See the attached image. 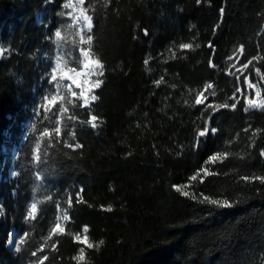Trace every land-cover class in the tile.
Returning <instances> with one entry per match:
<instances>
[{
    "label": "trees",
    "instance_id": "16d2710c",
    "mask_svg": "<svg viewBox=\"0 0 264 264\" xmlns=\"http://www.w3.org/2000/svg\"><path fill=\"white\" fill-rule=\"evenodd\" d=\"M64 3L0 0L3 176L10 147L18 148L17 176L0 180V264H40L44 256L42 264H264V111H244L253 96L246 80L264 99V0H85L92 40L83 44ZM80 49L104 65L96 77L104 83L91 93L98 99L83 107L63 90L45 113L39 104L45 89L54 93L53 56L80 69ZM237 100L235 110L214 111ZM52 113L58 125L45 118ZM206 122L216 133L198 137ZM45 127L53 143L42 142L38 165L34 146ZM217 152L227 156L209 163ZM204 196L234 206L217 208ZM33 201L41 203L28 220ZM59 211L68 219L49 239ZM13 230L24 240L20 253L6 245Z\"/></svg>",
    "mask_w": 264,
    "mask_h": 264
},
{
    "label": "snow or ice",
    "instance_id": "6c2138e0",
    "mask_svg": "<svg viewBox=\"0 0 264 264\" xmlns=\"http://www.w3.org/2000/svg\"><path fill=\"white\" fill-rule=\"evenodd\" d=\"M52 2H54V0H52ZM77 3L82 6V5H84L85 0H77ZM106 3H107V0H106ZM69 7H72L71 3H64L63 4L64 9H67ZM86 11H87V9H82V11H81V17L83 20V23L81 25V31H83L84 29H87V31L90 32L92 30V17L85 15L84 13ZM223 11L224 10L221 9V16L223 15ZM61 15H63V13H61ZM69 27H71V25H69ZM217 27H218V25H217ZM54 36H55V41L59 42L61 40V36H62L61 31L59 29L55 30ZM91 40H92V36H90V35H88L86 37L81 36L80 43L81 44H83L85 42L90 43ZM192 47H193V45L191 43H182L180 45L181 49H191ZM209 47H212L211 43L209 44ZM2 51L3 50L0 49V53H2ZM240 51L243 52V48H241ZM80 56H82L84 58L83 63H82V68L84 69V71H77L76 67H72V68H68V69L62 68L60 58L58 57L56 60L55 66L51 69L50 82L54 83V90H55V89H59L61 87V83H60L61 80L71 81L72 83H74L76 85L77 88H81V91L79 93V99H81L83 101V105H82L83 107H88L90 105V101H96L98 99V97L96 95H90V94L93 92L94 89H99L101 87V85L104 83V81H103V79H99V78L96 79L95 81H92L91 79H85L84 81H81L79 79V77H81V76L90 77L92 75H95L97 77H103L104 76V65L100 59L90 57L89 51H87V50L81 49ZM251 62L252 61L249 60L248 63H246L244 65V67L247 68L248 64H250ZM145 64L146 65L148 64L147 59L145 60ZM234 66L235 65H233V67ZM256 74L258 76L261 74L260 69L256 70ZM161 82H162V79H161V81H157L156 83L158 85ZM245 82L248 83L247 80ZM207 87L210 88V87H212V85L209 84V85H207ZM248 87L254 88L256 86L254 84L248 83ZM237 91H239V88L237 89ZM72 95L75 96L76 94L72 93ZM256 97L259 100L258 103L253 99H246V101H245L246 107L244 108L245 112H248L250 109H256V110L264 111V99H259L260 91L258 88L256 89ZM56 99H57V95H55L51 92L48 95H45L43 97V101L45 102V104H51ZM233 99H235V97H233ZM195 103L196 104L202 103V100L200 99L199 95L197 96ZM238 103H239V101L237 100L236 103L231 104V105H228L227 103L219 104V105L215 106L214 111H218L221 108H229V107H231L233 110H235L236 104H238ZM207 107L213 108V105L209 104V105H207ZM59 111L63 112L64 109L61 107L59 109ZM45 118L46 119H52L55 121V124H57V125L59 124V120L56 118L55 113H52L50 116L45 117ZM208 119L210 120L211 116H209ZM97 120H98V117L96 115H91L90 119L87 121V123L90 124L93 129H95L98 127ZM33 130L35 131V129H33ZM60 131H61V129L59 127L54 126V132L57 136H59ZM216 131H217L216 128L209 127L207 122H206L204 129L199 131L198 137H206L209 134V132H211L214 135L216 133ZM245 131H247V129H245ZM52 134H53L52 130H50L48 127H45L41 131L40 137L38 138V140L34 146L36 153H37L35 156V159H36L38 165L40 163L44 162L42 142H44L45 148L49 147L53 143V140L50 139ZM82 146L83 145L80 143H75L73 146V145H69L65 142V147H74L75 149H79ZM226 156H227V153L217 152L216 154H213L208 158V162L209 163L215 162L218 159L225 158ZM261 156H264V152H261ZM205 174L207 175L209 173L206 172ZM39 178L40 177H38V179ZM191 179L195 180L196 177L193 176V177H191ZM259 179H261V182L264 183V178H259ZM176 191L180 192L181 195H184V196L189 195V193L182 191V187H177ZM201 202H206V203L213 205L217 208H231L234 206L233 203H231L229 201V199H226V198L225 199H210L208 196H204V198ZM39 203H41V202H39V201L31 202L30 207L28 208V210L26 212V217L28 220H35L36 219V214L38 211V204ZM68 203H69V206H71V200H69ZM40 210L42 211V209H40ZM105 210L111 211V207H108ZM0 214H2V209H0ZM63 218L65 220H67L68 216L64 215ZM60 231H62V229H60V226L57 225L55 228L52 229V232L49 234L48 238L50 239L52 234H56ZM84 231L85 232L88 231L87 227L84 228ZM75 239L78 242L87 244V246L89 248L92 247V244L88 243V237L87 236H85L83 238V240H81V237L79 235H77L75 237ZM7 243L9 245H12L13 242H12V240H9V241H7ZM23 243H24V240H19V242L14 245L16 253H20L22 251L21 246L23 245ZM100 244H103L102 240L100 241ZM31 255L36 256L37 255L36 251H33L31 253ZM47 258H48L47 256H44L42 258V260H47ZM76 259H78V260L84 259V249L83 248L80 249V255L78 257H76ZM42 260L40 261V264H42Z\"/></svg>",
    "mask_w": 264,
    "mask_h": 264
},
{
    "label": "rangeland",
    "instance_id": "374dc122",
    "mask_svg": "<svg viewBox=\"0 0 264 264\" xmlns=\"http://www.w3.org/2000/svg\"><path fill=\"white\" fill-rule=\"evenodd\" d=\"M70 3L72 5V7H70L71 17H72V23H73V25L76 26V28H77V35H78V37L80 39L81 36H85V33L88 32L87 29H84L83 31H81V25L83 23V20H82V17H81L82 6L77 3V0H70ZM0 49L3 50L2 53H0V59H4L5 54H6V49H5V46H4V44L2 42H0ZM80 51H81V49H80ZM79 54H80V52H79ZM58 57L60 58L62 68H65V67H63V63H62V54L61 53H57L52 58L51 69L55 66L56 60H57ZM83 59L84 58L82 56H80L81 68L80 69H76L77 71H84V69L82 68ZM96 77L97 76H95V75H92L90 77L81 76V77H79V79L81 81H84L85 79H91L92 81H95L96 80ZM60 82H64L65 83V86H62L61 85V87L59 89H55L54 90V93L53 94L57 95V99L55 101H53L51 104H45L44 101L43 102H40V104H39V105L42 106L44 112L47 113V114L50 113V112H52L55 103L61 101L63 90H68L69 91V95H70L71 98H79V93L81 91V88H77L76 85L74 83H72L71 81H69V80H61ZM248 83L246 85L247 91L248 92H252L253 96L251 98L250 97H247V99H253V100H255L258 103L259 100L256 97V89L258 87L249 88L248 87ZM53 89H54V83H53ZM259 91H260V89H259ZM47 93H48V91H47V89H45L43 91V97L45 95H48ZM72 93H75L76 95L73 96ZM199 96H200V99L202 100V103H203L205 101V98L203 96V93L199 94ZM239 96L240 97L243 96V92L241 90L239 91ZM259 99H263L261 97V95H260ZM91 102L92 101H90V103ZM82 105H83V101H82ZM250 110H256V109H250ZM28 129H29V131L31 130L30 127ZM10 153H11L10 156L6 158V161H7V159H9V169L7 171V175L6 176H3L2 175L1 168H0V180H2V181L3 180H6V181L7 180H10V179L16 177L17 176V173H18V170H17V162H16V160L18 158V148L15 147L14 145H12V147H10ZM34 156H36V155H34ZM30 204L31 203H29L28 207H30ZM1 207L2 206H1V203H0V209H2ZM64 215H66V214H64V211H59L57 225L60 226V229H62V225H63L62 223H63V220H65L63 218ZM80 237H81V240H83L84 235L83 236H80ZM9 240H12L13 243H12V245H9L7 243L6 244L7 245V248H8L9 251L15 252L14 245L19 242V239L15 235V231L14 230L8 235L7 241H9Z\"/></svg>",
    "mask_w": 264,
    "mask_h": 264
}]
</instances>
